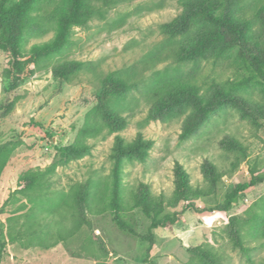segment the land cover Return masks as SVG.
Masks as SVG:
<instances>
[{"label":"rangeland","instance_id":"obj_1","mask_svg":"<svg viewBox=\"0 0 264 264\" xmlns=\"http://www.w3.org/2000/svg\"><path fill=\"white\" fill-rule=\"evenodd\" d=\"M246 1L253 4L255 0ZM180 10L178 0L118 1L102 17L75 27L71 44L62 52L35 65L27 62L24 50L20 72L11 53L0 49V142L21 137L27 145L0 174V232L6 244L0 264H206L204 252L219 264H264V236L253 227L264 215V181L242 192L229 211H209L202 198H187L176 209L190 203L194 207L187 208L170 228L152 229V241L118 229L103 201L79 208L72 200L78 185L90 179L95 192L107 201L114 137L119 134L130 141L138 130L153 143L145 161H127L123 166L125 200L139 181L148 183L154 195L170 196L175 160L183 164L194 187L207 185L201 167L206 160L213 162L222 174L216 187L219 194L249 181L251 173L264 176V122L242 118L234 108L217 110L189 138L179 140L183 116L143 125L148 103L137 95L124 129L86 138L89 153L58 164L49 183L32 194L17 191L22 172L44 169L58 160L59 147L78 140L85 114L96 103L99 77L87 73L66 82L53 75V66L63 58L91 61L101 72L134 66L148 79L152 70L170 65L167 60L147 69L141 62L161 42L160 25ZM51 36L52 31L41 38L28 36L27 47ZM226 64L203 63L200 73L226 79L231 75ZM263 94L254 89L249 95L264 101ZM230 138L242 144L244 153L227 148ZM171 210L165 208V212ZM124 216L140 235L147 234L150 220L138 208L125 211ZM230 216L242 224L245 252L229 232Z\"/></svg>","mask_w":264,"mask_h":264},{"label":"trees","instance_id":"obj_2","mask_svg":"<svg viewBox=\"0 0 264 264\" xmlns=\"http://www.w3.org/2000/svg\"><path fill=\"white\" fill-rule=\"evenodd\" d=\"M118 1L121 0H0V49L11 53L13 65L20 72L23 63L19 58L24 50L29 56L27 62L35 65L62 52L71 44L75 27L85 25L94 17H102L106 9ZM178 3L180 12L160 25L161 42L141 62L147 69L167 60L170 65L152 70L148 79H144L139 68L134 66L101 72L91 61L72 58H63L53 66V75L66 82L87 73L99 77L96 103L85 114L78 140L59 147L58 160L44 169L22 172L18 177V192L32 194L36 187L49 183L48 177L58 164L89 153L86 138L104 137L124 129L139 96L148 103L143 125L151 120L167 121L183 116L179 140L189 138L211 114L226 107L236 109L242 118L254 123L264 122V101L254 100L249 95L254 89L264 92V2L178 0ZM48 31H52L50 38L34 41L27 47L28 36L41 38ZM222 62L231 68V75L226 79L203 77L200 73L203 63ZM152 143L153 140L145 138L140 130L130 141L116 134L110 152L112 164L107 201L95 192L93 182L88 179L74 191V206L91 207L92 201H103L118 229L152 241V229L170 228L187 208L194 207L190 203L181 210L176 209L187 198H202L209 211H229L238 204L242 192L264 181V176L251 173L249 181L238 182L219 194L216 187L222 174L213 162L206 160L201 167L207 185L194 187L183 164L175 160L170 196L154 195L148 183L139 181L125 200L121 187L123 166L127 161H145ZM226 145L230 150L244 153L237 139H228ZM26 149L21 137L1 141L0 174L12 157ZM166 207L172 210L165 212ZM133 208H138L150 220L147 234L140 235L125 218L124 212ZM228 220L235 245L245 252L248 248L241 234L242 224L236 216ZM253 227L264 236V215L254 221ZM5 246L0 232V257ZM202 255L206 264H219L207 253Z\"/></svg>","mask_w":264,"mask_h":264}]
</instances>
